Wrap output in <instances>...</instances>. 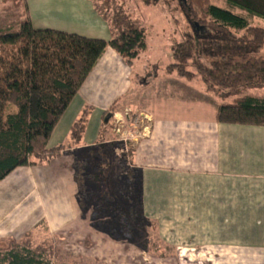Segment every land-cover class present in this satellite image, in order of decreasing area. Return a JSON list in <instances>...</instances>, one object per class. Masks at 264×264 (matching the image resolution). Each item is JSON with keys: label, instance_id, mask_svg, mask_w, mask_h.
<instances>
[{"label": "crops", "instance_id": "0c3cea01", "mask_svg": "<svg viewBox=\"0 0 264 264\" xmlns=\"http://www.w3.org/2000/svg\"><path fill=\"white\" fill-rule=\"evenodd\" d=\"M25 1L35 29L30 3ZM37 1L43 12L63 10L60 26L37 21L42 26L38 28L110 39V28L91 0ZM148 86H140L131 95V67L112 49L104 51L48 142L50 149L71 148L47 165L18 168L0 182V238L24 239L42 223L48 233L70 232L81 225L84 213L77 202L71 152L97 144L112 105L116 108L113 114L121 118L125 116L121 110L127 114L134 108L143 111L139 102ZM86 110L89 114L81 140L87 141L83 145L80 141V147L70 139L64 144L72 125ZM215 115L196 123L184 117L162 123L146 115L152 119L151 144L155 145L146 154L159 164L166 162L153 169L159 180L149 185L146 202L150 208L169 210L170 222L176 226L172 230L175 240L182 238L178 235L183 231L188 233L185 240H199L215 256L227 252L232 258H242L241 264H264V127L223 125L216 122ZM131 160L134 163V152ZM140 160L146 161L145 155ZM161 173L168 174L167 181ZM177 225H184V230Z\"/></svg>", "mask_w": 264, "mask_h": 264}, {"label": "trees", "instance_id": "16d2710c", "mask_svg": "<svg viewBox=\"0 0 264 264\" xmlns=\"http://www.w3.org/2000/svg\"><path fill=\"white\" fill-rule=\"evenodd\" d=\"M130 1L146 6L162 0ZM175 1L186 30L171 47L172 61L165 69L166 74L181 81L200 82L202 92L218 103L217 123L264 127V29L250 26L246 17L211 5L208 0ZM91 2L110 28L108 41L35 30L26 1L5 0L8 5L3 11L11 7L21 13L11 16L18 20L17 30L0 35V182L18 168L47 165L71 148L61 145L50 149L48 142L107 48L130 67L145 51V29L122 4L114 5L115 0ZM168 2L162 3L166 11L170 9ZM226 2L264 21V0ZM115 109L114 104L110 114L105 115L104 126ZM88 114L89 110L84 111L72 125L69 134L72 145H79ZM104 130L105 127L100 130L101 135ZM129 155L132 157V152ZM81 156L72 155L73 178L80 192L96 178L94 173H87V159ZM126 170L133 180L135 173ZM77 202L84 208L78 194ZM122 226L125 232H132L127 221ZM29 237L0 238V244L8 242L6 248H0V264H47L43 258L47 251L31 246L32 243L28 245Z\"/></svg>", "mask_w": 264, "mask_h": 264}, {"label": "rangeland", "instance_id": "374dc122", "mask_svg": "<svg viewBox=\"0 0 264 264\" xmlns=\"http://www.w3.org/2000/svg\"><path fill=\"white\" fill-rule=\"evenodd\" d=\"M28 1L35 29L46 30L44 27L38 28L42 26L37 25V21L60 26L63 10L43 12L41 2ZM163 1L145 6L130 0H115L114 5L122 4L125 11L140 23L146 33V49L131 66V95L138 93L140 86L150 84L145 89L143 101L139 102L143 111L136 112L134 108L128 113V120L134 118L138 139L133 141L132 137L124 142L121 133L128 128L127 117H124L122 126L116 119L121 121V115L117 114L115 118L112 114L105 126L104 137L103 134L100 135L97 144L83 148L81 146L71 152L79 156L89 152L81 157L87 159V173H94L96 178L87 184L84 191L78 190L80 200L84 201V218L81 225L70 232L48 233L42 223L26 241H30L28 245L32 243L31 246L46 250L47 253L52 250L51 255L45 251L43 258L48 261L47 264H241L240 257L232 258L227 252L215 256L200 244L199 240H185L188 233L183 231L178 235L182 238L175 240L172 230L176 226L172 220L170 222L169 210L150 208L146 202L150 195L149 185L156 184L159 180L153 176V169L162 164L152 155L146 154L155 149V145L151 144L152 119L146 118V115H151L162 123H171L183 117L196 123L215 114L218 107L214 98L202 92L200 82L181 81L174 75L166 74L165 69L172 61L171 47L180 40V33L186 30V24L177 13L176 1L168 0L169 11L164 9ZM208 2L220 9L246 17L252 27L264 29L263 20L230 7L226 0ZM7 5L5 0H0V35L16 31L18 28V20L11 16L21 11L12 10L11 7H8L7 12L3 11ZM172 95H177V98L174 99ZM121 113L126 114L123 110ZM140 113L142 115H139ZM68 139L64 140V144L68 143ZM86 141L81 140V145ZM53 145L54 142L51 147ZM130 152H134V163ZM143 155L146 157L144 162L140 160ZM70 160L73 162L72 157ZM165 164L166 162L162 165ZM126 169L135 173L133 180L128 177ZM167 175L163 174L165 181L168 179ZM124 221L129 224L131 233L128 230L125 232L122 226ZM177 227L183 230L185 228L184 225ZM7 245L8 242H2L0 248H6Z\"/></svg>", "mask_w": 264, "mask_h": 264}, {"label": "built area", "instance_id": "2783aa9c", "mask_svg": "<svg viewBox=\"0 0 264 264\" xmlns=\"http://www.w3.org/2000/svg\"><path fill=\"white\" fill-rule=\"evenodd\" d=\"M127 116H128V114L126 113L124 117H127ZM124 117H122V118H121V121H120V120H119L118 118H116V116H115V118L117 119V122H120L122 126H123V124H124V120H125ZM133 119H134V118L130 119V121H127V123H129L128 128L125 129V130L121 133V139H123L124 142H127L128 139H131L132 137L135 139V140L133 139V141H136V139H137V137H138V133H136V127L134 126ZM118 133H119V131H118Z\"/></svg>", "mask_w": 264, "mask_h": 264}]
</instances>
